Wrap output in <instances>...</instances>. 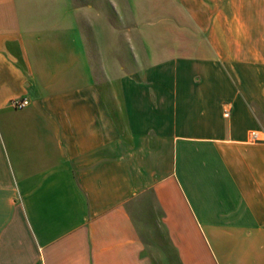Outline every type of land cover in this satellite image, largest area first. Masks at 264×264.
Returning <instances> with one entry per match:
<instances>
[{
	"label": "crops",
	"instance_id": "1",
	"mask_svg": "<svg viewBox=\"0 0 264 264\" xmlns=\"http://www.w3.org/2000/svg\"><path fill=\"white\" fill-rule=\"evenodd\" d=\"M0 264H264V0H0Z\"/></svg>",
	"mask_w": 264,
	"mask_h": 264
},
{
	"label": "built area",
	"instance_id": "2",
	"mask_svg": "<svg viewBox=\"0 0 264 264\" xmlns=\"http://www.w3.org/2000/svg\"><path fill=\"white\" fill-rule=\"evenodd\" d=\"M28 104H29V102H28V100L26 98H16V99H12L11 100V105L14 108H18V109L24 108ZM250 137H251L252 140H258L259 139L258 133L256 131H252L250 133Z\"/></svg>",
	"mask_w": 264,
	"mask_h": 264
},
{
	"label": "rangeland",
	"instance_id": "3",
	"mask_svg": "<svg viewBox=\"0 0 264 264\" xmlns=\"http://www.w3.org/2000/svg\"><path fill=\"white\" fill-rule=\"evenodd\" d=\"M117 31V30H116Z\"/></svg>",
	"mask_w": 264,
	"mask_h": 264
}]
</instances>
